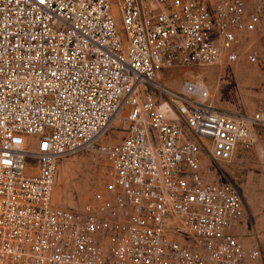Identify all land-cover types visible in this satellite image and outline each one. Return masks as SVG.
<instances>
[{"label":"built area","instance_id":"built-area-1","mask_svg":"<svg viewBox=\"0 0 264 264\" xmlns=\"http://www.w3.org/2000/svg\"><path fill=\"white\" fill-rule=\"evenodd\" d=\"M263 22L264 0H0V264H264L239 190L203 165L249 149L264 109L225 112L197 80L162 83L257 64ZM80 153L91 198L55 206L58 164Z\"/></svg>","mask_w":264,"mask_h":264},{"label":"rangeland","instance_id":"rangeland-1","mask_svg":"<svg viewBox=\"0 0 264 264\" xmlns=\"http://www.w3.org/2000/svg\"><path fill=\"white\" fill-rule=\"evenodd\" d=\"M250 42L256 48L262 47L264 22ZM260 52L264 56V51ZM162 74V83L174 90L186 79L203 83L219 110L249 115L264 109V59L250 64L240 57L230 65L171 69ZM254 134L252 146L239 149L231 163H215L205 156L203 165L209 179L230 182L239 190L245 206L244 241L249 243L257 236L264 243V129L257 128ZM121 136L120 132L108 133L101 144H116ZM91 158L92 154L80 153L59 162L52 194L55 206L78 211L90 200V184L97 180Z\"/></svg>","mask_w":264,"mask_h":264}]
</instances>
